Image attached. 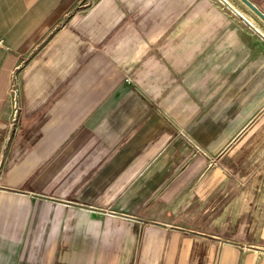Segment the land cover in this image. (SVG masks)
Listing matches in <instances>:
<instances>
[{"label":"crops","instance_id":"crops-1","mask_svg":"<svg viewBox=\"0 0 264 264\" xmlns=\"http://www.w3.org/2000/svg\"><path fill=\"white\" fill-rule=\"evenodd\" d=\"M157 4L0 0V264H264V20Z\"/></svg>","mask_w":264,"mask_h":264},{"label":"rangeland","instance_id":"rangeland-1","mask_svg":"<svg viewBox=\"0 0 264 264\" xmlns=\"http://www.w3.org/2000/svg\"><path fill=\"white\" fill-rule=\"evenodd\" d=\"M142 1H148V0H142ZM180 1H193V0H155V2H157L158 4L156 5L155 7V11L157 12L158 16H157V20L158 22L160 23V19H161V23H163V21H165V18L168 17H174V16H179L180 14V4L179 2ZM200 1H204V2H211L213 4H215V6H218L220 8H222L226 13L230 14L231 16H236L235 13L229 9L223 2H221L220 0H200ZM229 4H232L234 5L236 8H238L242 14H244V16H246L247 18H249L250 20H252V23L254 25H256V21L254 20L257 16H256V13L247 5L245 4V2H243L242 0H226ZM160 2H164L166 3L165 5H163L164 7L163 8H160V5L159 3ZM129 11V10H128ZM153 12L154 9H150V10H141V13H142V17H145V16H148V12ZM161 16V17H160ZM165 16V17H163ZM256 20H258L256 18ZM110 42V47L112 45H115L116 44V41H109ZM112 53V55L109 56V60L111 62H114V63H117V61H122L124 60L125 63H127L128 59L129 58H125V57H122V56H119L118 54L120 53L119 50H117L116 48L113 49V51H110ZM262 120H264V115L263 117L258 120V122L256 123V125L254 126V130H256L255 133H253V135L248 138L247 140V143H246V146L247 145H263L264 144V122H262ZM245 140L244 139V136L242 138V141ZM255 156V158L257 156H263L261 153H250V154H247L246 153V150H243L242 153L240 154V159L244 162V163H247V164H250L251 163V160L253 159V157ZM238 169H231V173L234 174V171H237ZM243 171L245 170H242V174ZM261 170H253V175H258L254 172H260ZM250 170H246V173L245 175H247V173H249ZM262 172V171H261ZM224 201L221 202V204H223ZM175 205H180L179 202H175L174 203ZM161 219L162 221H165V220H169L167 218H159ZM174 220H177L179 221L181 224H191V225H197L198 223L200 224H203L202 222V219L199 220V218H196L194 216H178V217H173ZM233 218H229V220H227L225 223H223V226L222 229L223 231L221 232V238L222 240L226 241V240H232L234 238H244L248 241H253L254 243H257V244H260L259 242H255L256 239L258 240L259 238H257L256 236H259L260 233L258 232H255V233H252V234H246V233H241L239 231H235V228H236V225H235V221L233 222L232 221ZM254 218L253 217V221H254ZM259 220H261V218H257ZM127 222V221H126ZM239 221L237 222V225H238ZM230 224V226H229ZM229 228V229H228ZM110 233V237L112 236H116L115 233L113 232H109ZM142 233L141 232L139 235L140 237L142 236ZM170 239V238H169ZM225 243V242H224ZM248 252V251H247ZM219 256V255H218Z\"/></svg>","mask_w":264,"mask_h":264},{"label":"water","instance_id":"water-1","mask_svg":"<svg viewBox=\"0 0 264 264\" xmlns=\"http://www.w3.org/2000/svg\"><path fill=\"white\" fill-rule=\"evenodd\" d=\"M221 2H223L229 9H231L236 15L238 16H242L233 6H231L226 0H220ZM243 2H245L254 12H256L263 20H264V14L249 0H242ZM245 22H247L249 25L250 22L246 19H244Z\"/></svg>","mask_w":264,"mask_h":264}]
</instances>
